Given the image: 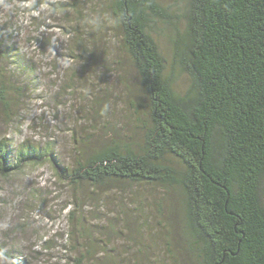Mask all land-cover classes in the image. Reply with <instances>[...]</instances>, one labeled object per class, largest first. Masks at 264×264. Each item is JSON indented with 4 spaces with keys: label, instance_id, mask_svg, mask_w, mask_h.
Returning a JSON list of instances; mask_svg holds the SVG:
<instances>
[{
    "label": "trees",
    "instance_id": "1",
    "mask_svg": "<svg viewBox=\"0 0 264 264\" xmlns=\"http://www.w3.org/2000/svg\"><path fill=\"white\" fill-rule=\"evenodd\" d=\"M108 10L137 79L128 103L135 141L83 149L58 175L95 193L160 189L164 201L179 193L184 246H168L174 264H264V0H187L184 31L171 40L173 70L155 34L159 23L176 27L157 0H113ZM7 48L0 59L13 57L12 77L21 78L28 64ZM176 69L189 79L185 91ZM23 95L0 70L2 107ZM52 153L0 140V178ZM74 229L88 231L82 219ZM107 247L75 246L76 263L118 264Z\"/></svg>",
    "mask_w": 264,
    "mask_h": 264
},
{
    "label": "rangeland",
    "instance_id": "2",
    "mask_svg": "<svg viewBox=\"0 0 264 264\" xmlns=\"http://www.w3.org/2000/svg\"><path fill=\"white\" fill-rule=\"evenodd\" d=\"M157 1L177 29L159 23L155 34L173 70L171 40L184 31L187 0ZM112 2L0 0V46L14 48L28 64L13 79L15 60L0 59V70L24 94L12 96L10 109L0 104V140L14 151L25 144L53 150V161L26 164L0 178V264H77L75 246L98 240L118 264H174L168 246H184L179 193L165 201L160 189L136 196L95 193L58 175L83 149L128 137L135 141L128 103L138 96L137 79L120 51L108 10ZM174 74L185 91L188 77L179 69ZM81 219L86 233L74 229ZM141 244L146 250L140 255Z\"/></svg>",
    "mask_w": 264,
    "mask_h": 264
}]
</instances>
